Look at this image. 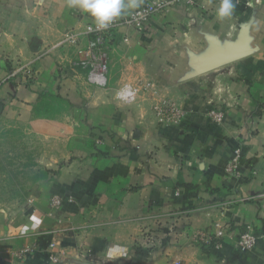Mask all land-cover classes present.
I'll list each match as a JSON object with an SVG mask.
<instances>
[{
  "label": "crops",
  "instance_id": "obj_1",
  "mask_svg": "<svg viewBox=\"0 0 264 264\" xmlns=\"http://www.w3.org/2000/svg\"><path fill=\"white\" fill-rule=\"evenodd\" d=\"M194 1L142 31L114 28L100 85L65 40L95 23L89 13L67 0H0V115L43 137L37 163L51 171L27 201L0 208V264H55L50 244L58 264L136 261L140 242L146 264H264V0H236L224 20L219 0ZM20 68L29 72L10 77ZM127 89L128 102L119 98ZM40 93L59 100L58 119L35 115ZM162 101L183 110L180 123L157 119ZM247 224L256 244L242 251ZM219 227V247L194 241L201 232L214 243Z\"/></svg>",
  "mask_w": 264,
  "mask_h": 264
},
{
  "label": "built area",
  "instance_id": "obj_2",
  "mask_svg": "<svg viewBox=\"0 0 264 264\" xmlns=\"http://www.w3.org/2000/svg\"><path fill=\"white\" fill-rule=\"evenodd\" d=\"M195 5L194 0H150L143 6L134 10L126 17L114 19V21L109 25L107 29L97 30L96 24H88L83 30L78 33H69L65 40L69 41L73 46L79 47L77 52L80 57L78 58L77 64L82 68L88 70V80L95 84H104L105 76L107 72V61H108V41L111 37V32L117 26L122 24L133 26L138 31L144 29L145 24L148 22L149 18L155 14H165L170 9L177 7H192ZM84 41L83 47L79 45ZM27 68H20L19 70H14L10 77H14L19 71H26ZM151 84L146 83L144 85L145 89H149ZM134 97V92L130 89L124 90L119 96L125 101H130ZM157 119L165 125L178 124L182 121L185 116L183 110H181L175 103L162 101L157 106H155ZM208 116L215 122H220L222 119V112L216 109H210L207 112ZM240 151L235 150L234 156L227 166V171L231 174L235 173L239 163ZM51 210L55 211L60 208L61 200L57 197H53L50 200ZM262 209L264 210V198L262 202ZM223 230L221 227L217 228L214 232V243H212V237L207 235V233H195L194 241L200 242L204 246H209L213 244L215 248L219 247V239L223 236ZM256 244V237L252 231V226L247 224L244 230L239 234L237 245L242 251L251 250ZM53 248V244L49 245ZM31 247H24L19 251V256L30 253ZM50 252L48 258L54 262H57L58 256L51 254Z\"/></svg>",
  "mask_w": 264,
  "mask_h": 264
},
{
  "label": "rangeland",
  "instance_id": "obj_3",
  "mask_svg": "<svg viewBox=\"0 0 264 264\" xmlns=\"http://www.w3.org/2000/svg\"><path fill=\"white\" fill-rule=\"evenodd\" d=\"M52 109L47 113L50 117L55 116L53 117L55 119H58L56 116H61L64 111L61 106L52 105ZM35 115L39 116L37 112ZM42 138L31 131L29 125L20 123L5 115H0V208L12 209L19 206L23 201L21 196L30 188L32 183L30 182L31 178L26 180L24 178H29L36 172L37 167L30 165V161L33 159L34 162L32 163L37 162L42 149ZM39 169L43 168L40 166ZM137 246L143 248L142 250H148L147 244L144 242L138 243ZM51 250L53 249L51 248ZM51 250L50 252H52ZM145 253L144 251V256L141 257L139 254L136 261L126 259L129 256V254H126L121 256L122 260L109 262L108 264H146L151 260L149 255L145 257ZM51 254L57 255L58 261L54 262L50 259L49 261L58 264L60 262L59 255L55 252ZM87 259L85 256V259L81 260L79 264H99L97 261Z\"/></svg>",
  "mask_w": 264,
  "mask_h": 264
},
{
  "label": "clouds",
  "instance_id": "obj_4",
  "mask_svg": "<svg viewBox=\"0 0 264 264\" xmlns=\"http://www.w3.org/2000/svg\"><path fill=\"white\" fill-rule=\"evenodd\" d=\"M142 0H67L69 8L89 13L95 20L96 29H107L114 19L138 9ZM236 0H219L216 16L220 20L232 17Z\"/></svg>",
  "mask_w": 264,
  "mask_h": 264
},
{
  "label": "trees",
  "instance_id": "obj_5",
  "mask_svg": "<svg viewBox=\"0 0 264 264\" xmlns=\"http://www.w3.org/2000/svg\"><path fill=\"white\" fill-rule=\"evenodd\" d=\"M88 71V70H87ZM59 101V100H58ZM55 98H53V97H51V96H49L48 94H46V93H40L39 94V97H38V106L36 107V112H37V114H42V116L44 115V114H47V111H51V110H53L52 109V105L53 106H55L54 105V102H56V103H60V102H58ZM56 106H62L61 104H57ZM38 157V156H37ZM30 158H32L31 156H30ZM31 164L30 165H35L36 167H37V169H36V172L31 176V177H29V178H24V180H26V179H30V182H32L31 183V185H30V188H28V190L27 191H25L24 192V194L21 196L22 198H23V201L21 202V204L22 203H24L25 201H27V199L29 198V196L32 194V192H33V190H34V187L36 186V185H38L39 183H41V182H43V181H45V180H47L48 179V176H49V174L51 173V171L50 170H47V169H39L40 168V166L37 164V162L35 161V164L34 163H32V162H34L33 161V159H31ZM23 183V182H22ZM143 248H141L140 246H136V247H134V251H135V253H137L138 254V256H139V254H140V257L141 256H144V251L146 252L145 253V257H146V255H147V250H142Z\"/></svg>",
  "mask_w": 264,
  "mask_h": 264
},
{
  "label": "water",
  "instance_id": "obj_6",
  "mask_svg": "<svg viewBox=\"0 0 264 264\" xmlns=\"http://www.w3.org/2000/svg\"><path fill=\"white\" fill-rule=\"evenodd\" d=\"M235 57L231 56V57H226V58H218L215 62L210 63L206 68L205 71L212 69L213 67L219 65V64H223V63H227L229 61H232Z\"/></svg>",
  "mask_w": 264,
  "mask_h": 264
}]
</instances>
